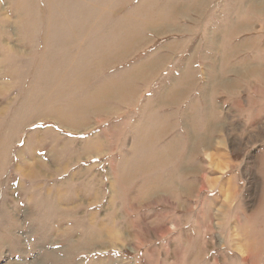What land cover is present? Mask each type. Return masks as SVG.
<instances>
[{
  "label": "rangeland",
  "instance_id": "obj_1",
  "mask_svg": "<svg viewBox=\"0 0 264 264\" xmlns=\"http://www.w3.org/2000/svg\"><path fill=\"white\" fill-rule=\"evenodd\" d=\"M0 264H264V0H0Z\"/></svg>",
  "mask_w": 264,
  "mask_h": 264
},
{
  "label": "bare ground",
  "instance_id": "obj_2",
  "mask_svg": "<svg viewBox=\"0 0 264 264\" xmlns=\"http://www.w3.org/2000/svg\"><path fill=\"white\" fill-rule=\"evenodd\" d=\"M88 99V98H87ZM84 107V106H83Z\"/></svg>",
  "mask_w": 264,
  "mask_h": 264
}]
</instances>
